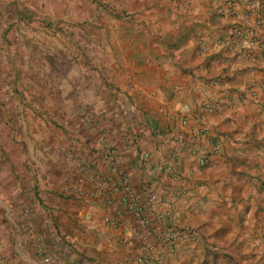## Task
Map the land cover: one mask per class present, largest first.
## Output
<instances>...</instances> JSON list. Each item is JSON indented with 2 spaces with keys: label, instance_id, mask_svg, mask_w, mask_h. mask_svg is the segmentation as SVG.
Segmentation results:
<instances>
[{
  "label": "crops",
  "instance_id": "1",
  "mask_svg": "<svg viewBox=\"0 0 264 264\" xmlns=\"http://www.w3.org/2000/svg\"><path fill=\"white\" fill-rule=\"evenodd\" d=\"M225 1L118 0L115 12L71 16L87 21L60 39L65 68L48 61L51 75L33 82L27 117L11 122L2 111L0 264H135L140 255L264 264V52L245 53L236 33L264 42V0H231L232 13H217ZM199 128L204 165L180 151L171 180L139 160L147 151L158 162L168 133L192 140ZM103 140L139 198L165 190L168 216L160 201L146 212L158 236L133 214L117 215L116 196L97 195L77 171L86 159L108 173ZM167 226L179 235L172 245L161 237Z\"/></svg>",
  "mask_w": 264,
  "mask_h": 264
},
{
  "label": "rangeland",
  "instance_id": "2",
  "mask_svg": "<svg viewBox=\"0 0 264 264\" xmlns=\"http://www.w3.org/2000/svg\"><path fill=\"white\" fill-rule=\"evenodd\" d=\"M117 1L0 0V123L3 110H9L11 122L27 117L25 107L32 102L28 98L35 89L33 82L51 75L48 61L56 64L59 59V65L65 68L68 56L60 39L65 40V32L76 22L81 26L87 21L71 16L92 12L99 6L115 12L120 5ZM55 44L59 46L57 52Z\"/></svg>",
  "mask_w": 264,
  "mask_h": 264
},
{
  "label": "built area",
  "instance_id": "3",
  "mask_svg": "<svg viewBox=\"0 0 264 264\" xmlns=\"http://www.w3.org/2000/svg\"><path fill=\"white\" fill-rule=\"evenodd\" d=\"M242 2L247 6H252V0H242ZM235 5L231 0L225 1L222 5L216 7L217 13H229L234 10ZM240 31H237L238 46L247 54H251L256 48H262L264 52V42L255 36H250L247 34H239ZM259 87L264 91V84H260ZM255 94V91L252 92ZM205 108L211 109L212 103L205 102ZM188 106H181L180 111L186 113L188 111ZM182 124L186 123V117L180 119ZM205 134L204 129H197L194 133V138L189 140L182 133H168L166 142H163V147L166 146V152L161 154V159L158 162H153L151 160L150 154L147 151H143L139 155V160L148 165V168L154 172H159L163 174L166 179H174L176 169L178 167L177 154L180 151H188L192 155H196L198 158V164L204 165L207 162L209 152L207 150L199 148L196 143L198 142V137ZM165 141V140H164ZM100 149L104 159L107 162L108 173L106 175H101L99 170L92 165L89 160L82 159L79 161L76 166L77 171L85 178L88 184H91L95 187V192L97 195H103L106 193L110 196H116L118 200V206L114 209V212L117 215H122L125 212L133 214L136 218V223L142 226L147 234L151 236H158V232L155 229H150V220L146 215L147 210L150 208L151 204L160 201L164 206L163 215L165 218L169 214V208L171 202L166 198L165 190L162 194L157 193L156 191H149L146 195V199L142 200L138 197L135 191L132 188L129 175L126 170L123 169L121 165L120 156L117 154L116 150L113 148L110 141L103 140L100 142ZM74 194L81 195L82 192L78 188L72 190ZM163 241L172 245L175 240L179 238L177 230L168 227L161 234ZM44 262L49 263L50 259L45 257ZM143 262H150L151 264H162L160 259L149 260L145 256H138L135 260V264H142Z\"/></svg>",
  "mask_w": 264,
  "mask_h": 264
}]
</instances>
